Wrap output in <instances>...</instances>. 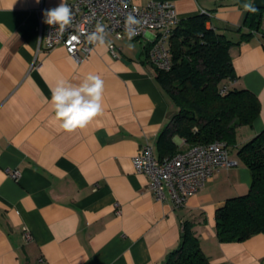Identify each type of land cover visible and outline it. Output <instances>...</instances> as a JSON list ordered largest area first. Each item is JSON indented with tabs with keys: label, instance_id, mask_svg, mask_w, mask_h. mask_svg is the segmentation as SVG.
Segmentation results:
<instances>
[{
	"label": "crops",
	"instance_id": "crops-1",
	"mask_svg": "<svg viewBox=\"0 0 264 264\" xmlns=\"http://www.w3.org/2000/svg\"><path fill=\"white\" fill-rule=\"evenodd\" d=\"M153 1L171 2L179 19L209 14L207 26L234 43L243 4L264 7V0H133ZM60 3L0 0V264H161L177 248L185 222L210 264H264V233L222 243L215 232L216 210L251 185L236 150L264 130L261 35L229 49L230 85L259 101L258 117L236 130L229 148L235 165L175 206L168 197L159 200L132 164L144 144L159 158L157 138L175 113L148 62L154 32L131 41L109 38L116 56L97 46L76 61L62 46L46 50L42 40L43 13ZM89 73L104 81L103 112L83 129L63 131L53 119L50 89L61 78L78 85ZM172 140L178 152L188 149L182 138Z\"/></svg>",
	"mask_w": 264,
	"mask_h": 264
},
{
	"label": "trees",
	"instance_id": "trees-1",
	"mask_svg": "<svg viewBox=\"0 0 264 264\" xmlns=\"http://www.w3.org/2000/svg\"><path fill=\"white\" fill-rule=\"evenodd\" d=\"M245 12L236 32L237 42L208 27L211 17L199 13L180 19L169 42L171 68L156 72L155 81L171 102L175 113L157 138L159 159L178 152L173 137L188 148L224 142L236 143V130L251 126L259 115L257 97L245 88L230 85L235 73L229 55L231 46L259 33L264 40V7ZM149 49V47H148ZM148 51V50H147ZM226 90L221 93V89ZM238 162L249 169L251 185L246 194L229 198L215 212V232L222 243L241 242L264 233V130L236 150ZM164 264H210L200 248L193 224L185 222L180 242Z\"/></svg>",
	"mask_w": 264,
	"mask_h": 264
},
{
	"label": "built area",
	"instance_id": "built-area-1",
	"mask_svg": "<svg viewBox=\"0 0 264 264\" xmlns=\"http://www.w3.org/2000/svg\"><path fill=\"white\" fill-rule=\"evenodd\" d=\"M73 12V20L63 33L57 26L41 30L46 50L62 46L65 52L76 61H81L97 47L87 41L97 23L107 32V40H123L125 18L131 13L140 21L136 26L137 38L152 31L148 49V62L155 72L168 71L171 68L169 50L173 28L179 22L173 5L168 1H153L139 6L133 0H73L68 4ZM109 52L115 55V45L111 42ZM80 53L82 55H80ZM226 87L221 89V93ZM135 171L148 178V185L159 200L167 197L175 206H182L187 198L196 193L215 172L235 165L229 157V149L224 142H213L188 148L172 157L156 158L151 145L144 144L132 158ZM17 179L16 170L9 171ZM31 234L25 230L24 242L31 240Z\"/></svg>",
	"mask_w": 264,
	"mask_h": 264
},
{
	"label": "clouds",
	"instance_id": "clouds-1",
	"mask_svg": "<svg viewBox=\"0 0 264 264\" xmlns=\"http://www.w3.org/2000/svg\"><path fill=\"white\" fill-rule=\"evenodd\" d=\"M243 8L247 12L257 11L250 2L244 3ZM43 15L44 22L49 26H57L56 29L60 33H63L73 20L72 9L64 0H61L57 7L44 11ZM139 23L131 13L125 18V35L129 41L138 34L136 26ZM87 41L98 47H111L106 29L100 23L87 35ZM131 46L130 44L129 47ZM50 91V104L55 113L53 119L63 131L71 133L83 129L103 112L104 81L99 75L89 73L78 85L61 78Z\"/></svg>",
	"mask_w": 264,
	"mask_h": 264
},
{
	"label": "water",
	"instance_id": "water-1",
	"mask_svg": "<svg viewBox=\"0 0 264 264\" xmlns=\"http://www.w3.org/2000/svg\"><path fill=\"white\" fill-rule=\"evenodd\" d=\"M161 264H164V263H161Z\"/></svg>",
	"mask_w": 264,
	"mask_h": 264
}]
</instances>
